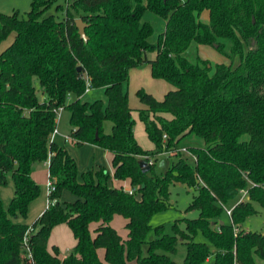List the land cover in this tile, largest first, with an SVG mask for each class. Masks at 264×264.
I'll return each mask as SVG.
<instances>
[{"label": "trees", "instance_id": "1", "mask_svg": "<svg viewBox=\"0 0 264 264\" xmlns=\"http://www.w3.org/2000/svg\"><path fill=\"white\" fill-rule=\"evenodd\" d=\"M54 3L32 0L25 16L0 11V43L15 34L0 53V185L9 176L14 184L8 207L0 195V264H31L23 243L29 227L37 264H258L264 234L241 223L256 212L254 201L264 206V0H67L65 8L57 5L62 17L48 13ZM148 10L166 20L155 41L154 25L143 18ZM206 10L207 21L200 18ZM79 17L88 40L80 36ZM193 42L215 46L230 62L191 60L185 52ZM144 63L175 86L163 99L138 89L153 150L137 141L128 100L130 69ZM88 82L104 88L106 101L83 99ZM60 107L70 111L73 141L112 152L114 178L129 180L133 193L109 184L105 168L78 180L77 161L51 138ZM189 134L204 140L188 147L192 162L180 155L162 172L155 163L142 171L141 159L179 152ZM49 158L54 201L32 223L19 221L41 193L34 166ZM177 181L197 190L188 208L199 216L183 218L185 228L175 222L169 234L151 218L171 205L169 186ZM65 188L74 200H60ZM242 189L246 198L234 205L230 221L221 220L224 205ZM116 214L126 218V237L110 223ZM60 223L76 238L63 258L56 245L48 248ZM153 228L157 236L148 238ZM199 228L209 243L195 240ZM180 241L187 247L183 262L172 257Z\"/></svg>", "mask_w": 264, "mask_h": 264}, {"label": "rangeland", "instance_id": "2", "mask_svg": "<svg viewBox=\"0 0 264 264\" xmlns=\"http://www.w3.org/2000/svg\"><path fill=\"white\" fill-rule=\"evenodd\" d=\"M32 0H0V11L4 13H13L14 11H19L20 15H26V13L31 9ZM61 4L65 8L67 5V0H55V3L50 8L48 13H57L60 17L63 16L64 12L62 9H58L57 5ZM144 20L150 21L155 27V33L151 37L152 41L157 40L159 33H161L166 25V20L157 15L156 13L148 10L144 15ZM202 20L207 21L209 19L208 11H203L200 15ZM155 53H150L153 56ZM186 56L193 61L198 58H204L210 61L213 65L220 62H230V59L226 57L220 50L215 46L210 44H197L193 42L187 51ZM128 82V100L132 107V115L135 120V136L139 144L145 148L153 150L154 143L150 140L146 129L145 123L141 120L139 115V110L141 108H146V105L141 101L138 96V89L144 88L146 91L152 93L157 99H163L166 92L170 89L175 88L174 84L169 80L162 77H155L152 73V68L149 63H144L140 66H135L130 69ZM42 96V94H41ZM104 99L106 101V94L104 88L95 87L91 88L88 92H85L83 99L87 101H94L96 99ZM75 99V95L69 97V101ZM166 114V113H165ZM165 114H161L167 117ZM168 114V113H167ZM151 118H156L158 114L153 112L149 113ZM105 131L110 132L112 127V121L106 120L104 123ZM59 134L57 140L62 139L63 135L70 134L72 126L70 123V111L67 108L61 110L60 117L58 119ZM70 154L75 158L78 165V180L83 179V172L96 171L100 168H105L109 173V184H116V180L113 175V165L111 160V154L107 149L100 145L85 142L83 144H76L74 141H70L66 144ZM190 145H204V140L195 134L187 135L180 144V151H168L164 150L161 153L153 156L155 161V168L158 172L164 171L172 161L177 160L180 155L187 157L189 161L194 160V155L190 152L188 147ZM185 148V150L183 149ZM33 175L35 180L41 186V193L39 197L30 203L28 216L18 217L19 221L32 223L40 212L47 207L49 199V168L44 162H38L35 164L33 169ZM126 187V184L124 185ZM197 193L194 187H190L187 184L177 181L171 183L169 186V198L171 205L166 209L160 210L153 214L151 218V224L153 227L157 225H163V229L166 233H174V224L178 222L181 228L186 227V222L183 218H197L199 216L198 209H189L188 206L193 200V196ZM0 195L3 199L5 207H8L10 200L14 195V184L12 178L9 176L8 182L5 185H0ZM242 193L234 200L230 201L224 205L223 212L220 219L223 221H230V216L227 213V208H232L238 200L242 198ZM76 198V195L70 190L65 188L62 191L60 200L61 201H72ZM256 212L247 216L245 221L241 223V228L244 230L257 231L264 234V206L257 201L253 202ZM111 225L116 228L118 233L122 237L127 236L126 218L121 214L114 215L111 220ZM92 226V233H93ZM157 236L156 230L153 228L148 234V238H153ZM195 240L205 241L209 243V240L203 234V231L199 228L197 229ZM76 244L75 235L68 224H56L53 226L48 248L53 252V246L58 247V255L63 258L68 250L72 249ZM187 247L184 241H180L178 244V250L172 255L173 259L177 262H183L186 256ZM104 251H100V256L103 257ZM213 254L211 258H213ZM258 264H264V259L256 256ZM129 264H136L135 261Z\"/></svg>", "mask_w": 264, "mask_h": 264}, {"label": "built area", "instance_id": "3", "mask_svg": "<svg viewBox=\"0 0 264 264\" xmlns=\"http://www.w3.org/2000/svg\"><path fill=\"white\" fill-rule=\"evenodd\" d=\"M91 88H92V87H91V85H90V82H88L87 87H86V92H88ZM62 109H63V108L60 107V108L56 111V112H57V120H58L59 117H60V114H61V110H62ZM57 131H58V129H57V127H56V128L54 129L53 133H52V136H51L52 139H53L54 135L57 133ZM164 137H166V135H165ZM183 149L185 150V148H183ZM50 161H51L50 158L46 161V164H47L48 166H49V164H50ZM147 161L149 162L150 165L153 164V163H155L153 157H149V159H148ZM48 184H49V193H50V192L54 189V185H53V183H52V181H51V179H50V173H49ZM126 190H128L130 193H133V192L135 191V188L130 187V188L126 189ZM241 193H242L243 195H242V198H241L240 200L245 199L246 196H247V189H242V190H241ZM53 201H54V200H53ZM53 201L49 198V199H48V204H47V206H49ZM233 207H234V206H233ZM233 207H232V208H227V213L229 214V216H230L231 213H232V209H233ZM32 229H33L32 227H29L28 230L26 231V233H25V235H24V237H23V243L25 244V247L28 249L27 256H28L29 261L31 262V264H37V263L35 262L34 258H33V254H32L31 248H30V246H29V244H28V241H29V232H30ZM235 264H239V263H236V262H235Z\"/></svg>", "mask_w": 264, "mask_h": 264}, {"label": "crops", "instance_id": "4", "mask_svg": "<svg viewBox=\"0 0 264 264\" xmlns=\"http://www.w3.org/2000/svg\"><path fill=\"white\" fill-rule=\"evenodd\" d=\"M14 37H15V34L14 33H12L7 39H5L4 41H2L1 43H0V53L2 52V50H4L12 41H13V39H14ZM165 114V113H164ZM168 118H171L172 117V115L171 114H165ZM112 128V127H111ZM57 129H58V131H57V133L54 135V137H53V140H55L56 142H58L59 144H62V145H65L66 147H67V143H69L71 140L73 141V139L70 137V134H66V135H63L62 136V139H59V140H57V136H58V134H59V128H58V120H57ZM155 146V145H154ZM154 148V147H153ZM67 149H68V147H67ZM150 149H152V148H150ZM69 150V149H68ZM108 152L111 154V160H112V158H113V153L112 152H110L109 150H108ZM72 155V154H71ZM44 163V162H43ZM46 163V162H45ZM113 172H114V168H113ZM32 176L34 177V175H33V172H32ZM35 179V178H34ZM116 180V184H114V185H123V187H124V185L126 184V187H124L125 189H128V188H130V187H132L131 185H130V182H129V180H117V179H115ZM45 209H43L41 212H40V214L39 215H41V213L44 211ZM38 215V216H39ZM37 216V217H38ZM36 217V218H37ZM63 224V223H62ZM65 224V223H64Z\"/></svg>", "mask_w": 264, "mask_h": 264}, {"label": "water", "instance_id": "5", "mask_svg": "<svg viewBox=\"0 0 264 264\" xmlns=\"http://www.w3.org/2000/svg\"><path fill=\"white\" fill-rule=\"evenodd\" d=\"M76 24H77L80 36L82 38H84L85 40H88V36L85 32L86 23L83 21L82 18L79 17L76 19ZM81 69H82V66L81 65L78 66V70H81ZM96 135L98 136V133ZM139 164L142 168V171H144V172L150 170V168H151V165L149 164V162L146 159H141L139 161Z\"/></svg>", "mask_w": 264, "mask_h": 264}]
</instances>
